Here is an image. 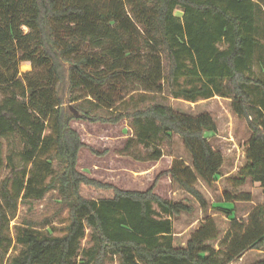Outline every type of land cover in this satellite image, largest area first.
<instances>
[{
	"label": "trees",
	"instance_id": "obj_1",
	"mask_svg": "<svg viewBox=\"0 0 264 264\" xmlns=\"http://www.w3.org/2000/svg\"><path fill=\"white\" fill-rule=\"evenodd\" d=\"M262 2L0 0V173L7 164L14 175L0 188V264H233L264 252V204L247 221L221 209L232 220L224 237L208 218L186 247H175L173 218L190 208L157 195L155 183L125 191L80 173L87 146L71 126L128 122L133 134L121 155L138 162H159L178 136L191 166L175 160L164 174L206 208L196 185H211L224 165L210 142L217 125L207 113L176 112L170 100L229 99L252 134L238 183H258L264 194V101L250 92L264 96L254 71ZM4 142L15 144L6 158ZM82 186L114 195L87 199ZM52 192L68 213L66 234L17 226L21 250L6 261L20 202L40 203ZM235 202L252 195H227Z\"/></svg>",
	"mask_w": 264,
	"mask_h": 264
},
{
	"label": "rangeland",
	"instance_id": "obj_2",
	"mask_svg": "<svg viewBox=\"0 0 264 264\" xmlns=\"http://www.w3.org/2000/svg\"><path fill=\"white\" fill-rule=\"evenodd\" d=\"M262 5L264 6L263 2ZM176 14L180 17L183 15L181 11H177ZM259 39L261 47L257 54L254 71L259 79L264 80V62H262L264 59V24L259 27ZM250 92L255 102L264 101L260 89L253 87ZM170 104L180 114L192 117L205 113L210 114L217 125V134L210 136V142L216 151L222 153L224 165L220 176L211 185L202 181L196 185L205 198L206 208H203L195 198L164 174L171 169L175 160H182L191 166V156L185 149L183 140L178 136L174 137L170 146L164 147L165 156L159 162H138L133 158L121 155V150L133 134L128 122L123 121L118 125H102L75 121L71 126L80 134L83 143L87 146L80 152L78 163L80 173L125 191L144 192L155 183L154 192L157 195L173 202H182L190 208V212H183L173 218L174 245L177 248H183L186 247L192 234L208 218H213L216 221L221 237H224L231 227L232 220L222 210L232 211L234 217L247 221L252 207L264 204V194L258 183H253L250 180L243 185L238 183V175L247 163L246 144L252 134L246 120L234 114L231 100L214 96L210 99H198L195 102L171 99ZM4 143V157L6 158L9 150L15 148V144ZM92 148L97 154L92 153ZM15 169L19 174L23 170L20 159H15ZM13 178L11 168L6 164L0 173V188L6 180ZM81 194L87 199L93 198L94 200L112 198L114 195L111 191L84 186L81 187ZM240 194H251L252 202L227 203V195L237 196ZM23 224L44 228L43 230L54 229L53 232L56 235H64L69 224L68 213L59 205L58 196L54 192L48 194L45 200L40 203L27 205L20 202L17 215L10 223L9 234L14 242L6 261L21 250V247L15 243V235L16 227ZM86 241L87 239L84 243ZM212 245L218 248V242L212 243ZM263 259L264 252L251 251L245 255L244 259L233 264H254ZM113 264H118V262L115 261Z\"/></svg>",
	"mask_w": 264,
	"mask_h": 264
},
{
	"label": "crops",
	"instance_id": "obj_3",
	"mask_svg": "<svg viewBox=\"0 0 264 264\" xmlns=\"http://www.w3.org/2000/svg\"><path fill=\"white\" fill-rule=\"evenodd\" d=\"M92 199H93V198H92ZM93 200H94V199H93ZM244 258H245V256H244ZM244 258H243V259H244Z\"/></svg>",
	"mask_w": 264,
	"mask_h": 264
}]
</instances>
